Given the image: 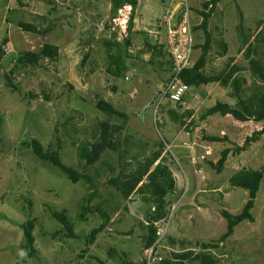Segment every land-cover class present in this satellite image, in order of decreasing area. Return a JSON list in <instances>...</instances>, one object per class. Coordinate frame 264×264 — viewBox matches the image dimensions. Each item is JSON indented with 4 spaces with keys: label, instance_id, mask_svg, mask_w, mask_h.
Wrapping results in <instances>:
<instances>
[{
    "label": "rangeland",
    "instance_id": "obj_1",
    "mask_svg": "<svg viewBox=\"0 0 264 264\" xmlns=\"http://www.w3.org/2000/svg\"><path fill=\"white\" fill-rule=\"evenodd\" d=\"M137 1L132 28L139 30L130 32L131 43L125 47L123 40L128 34L131 10L128 5L113 15L110 0H0V50H3L0 58V213L5 215L0 216V264H99L91 256L105 264H122L118 259L121 256L130 264H138L144 258L149 264H156L155 253L169 257L170 252L180 250L200 251L201 243L216 242L226 230V220L220 211L238 213L247 199V191L230 186L229 177L244 167L264 168V132L244 151L230 152L220 173L208 164L216 161L223 149L233 150L235 143L241 144L253 129L248 124L235 125L230 117L219 114L204 120L199 118L201 108L216 101L234 104L236 98L228 94L229 88L218 83L190 87L186 92L192 96L190 106L184 100L176 108L167 99L161 104L157 101L149 105L160 87H164L170 72L168 55L152 54L151 45L163 43L169 51L166 29L159 22H164L167 10L178 8V0ZM201 1L188 0L193 6V24L201 20L194 10L201 7ZM153 4L156 9L152 8ZM237 4L243 12L245 28L252 34L264 28V0H220L208 20L213 47L205 71L218 72L227 58L233 57L232 63L244 67L239 76L245 77L246 83L240 96L247 97L257 93L262 84L252 77L248 60L238 50ZM20 20L32 22L40 29L50 27V32L43 36L22 30L17 23ZM258 20H261L259 24ZM194 34L195 42L202 43V30H194ZM219 39L228 46L223 57L216 55ZM104 40L117 41L120 47H112V52L125 51L129 56L122 76L107 74ZM45 42L58 46L56 60L43 57L33 67H22L15 62L18 54L37 51ZM259 50L264 47L260 45ZM193 51L191 61L199 56L200 48ZM13 67H16L13 76L16 90L6 86L3 76ZM113 81L117 84L115 91L111 89ZM98 98L112 102L128 115L121 137L132 135L130 151L137 150L133 141L141 142V153L144 147L149 153L160 148V142L165 145L163 162L176 179L174 193L168 198L175 201L166 219L156 223L158 234L164 237L153 252L151 248L142 249L143 230L138 224L140 220L145 221L149 204L143 203L136 193L123 199L106 182L121 171L118 154L126 148L123 139L119 151H106L92 166H85L77 154L80 145L93 140L96 121L107 118L95 108ZM189 107L193 114L185 120H192V124L185 128L171 118L169 111L175 108L179 113ZM110 121L116 123L117 119ZM206 134L225 135L229 141L209 142L203 138ZM33 138L49 150H56L59 142L64 164L95 177L93 184L98 194L90 205L106 201L102 207L109 211L110 221L85 253L82 251L86 247L85 236L101 222L97 213H87L85 219L79 215L82 200L93 188L83 179L72 183L52 164L38 160L31 147L24 144ZM202 145L207 146L206 154L210 155L204 156ZM28 200L32 203L30 214L37 217L34 245L38 259L26 257L19 247L22 231L18 224L30 215L23 211ZM49 207L65 210L75 237L65 236L64 231L56 233L61 225L50 218ZM251 214L253 222H240L217 248L208 249L221 263L264 264V178ZM110 248L115 249L113 258L108 257Z\"/></svg>",
    "mask_w": 264,
    "mask_h": 264
},
{
    "label": "trees",
    "instance_id": "obj_2",
    "mask_svg": "<svg viewBox=\"0 0 264 264\" xmlns=\"http://www.w3.org/2000/svg\"><path fill=\"white\" fill-rule=\"evenodd\" d=\"M219 2L220 0H202L201 9H194L202 18L201 22L194 27V30L201 29L204 35V40L202 43L196 42L192 46L193 48H200L199 56L195 59L193 65L182 68L178 74L179 78H181L186 85H189V88H196L200 85H207L210 83H218L223 88H229L230 91L228 94L236 98V102L234 104L216 101L211 106L202 107V110L200 109L202 112L199 114V118L201 120H204L208 116L219 114L222 117H230L231 121L235 125L242 127L248 124L253 128L251 133L246 135L241 144L235 143L233 150L225 148L220 152V156L216 161H208V164L216 171V173H220L222 171L224 163L230 152L235 153L244 151L253 142L257 141L259 136L264 132V50H259L260 45L264 47V28L263 30H258L255 34H252L249 28H245L243 23L244 15L238 4L236 5L239 18L236 25L239 43L238 50L242 51L243 56L248 60V69L250 70L252 77L258 81L257 83L262 84H259L261 85V89L258 90L257 93H253L247 97L240 96V91L244 83H246V78L239 76V73L243 71L244 67L238 63H232L233 57L227 58L220 71L215 73H207L205 71L208 62L211 59L209 55L213 47V36L207 29L208 20ZM110 3L111 13L113 15H115L124 5H129L131 7L127 21L128 34L123 40L124 46L126 47V45H130L131 43L130 32H132L135 9L138 1L110 0ZM160 21L163 22L162 20ZM260 22L261 20H258L257 24ZM17 23L22 30L32 33L45 36L48 32H50V27L40 29L32 22L20 20ZM104 45L107 46V74L111 77L122 76L123 72L127 69L125 59L129 56L125 54V51L122 54L119 51L116 53L112 52V47H120L117 41L104 40ZM158 45L159 46L151 45L153 49L152 54L161 55L162 53H166L169 57L166 62L169 65V71H171V68L173 67L172 56L170 52L165 49L166 45L164 46L163 43H158ZM218 46L220 48L216 52V55L221 57L225 56L228 50L226 42L219 39ZM162 49L165 50L163 51ZM2 53L3 50H0V58ZM43 57H47L49 60H56L58 58V46L45 42L37 51L28 50L22 54H18L15 62L22 67H33L38 65L40 59ZM86 57L87 54L84 59H86ZM15 70L16 67H13L8 72L3 74L6 80V86L11 87L14 90L18 88L16 83L13 82V76L16 75ZM125 79L129 78L126 76ZM113 85L114 86H111V89L115 91V89H117V84L114 82ZM256 87L260 88V86ZM188 90L189 89L186 91ZM191 99L192 96L187 95L185 92L179 101H174L172 103L175 104L176 108H179L184 100L186 101V104L189 105ZM157 101L158 99L155 100V102ZM95 108L106 114L107 118L96 121V133L93 135V140L80 145L78 147L77 154L80 160L84 161L85 166H92L99 161L103 153L106 151H119L123 139V144L126 145V148L118 154V162L121 164V171L118 175L113 178H109L106 182L111 185L123 199H127L131 194L136 193L140 195V199L143 203L149 204V206H147L148 208L145 221L143 222L140 220L138 221V224L143 230L140 242L142 249L145 250L151 248V251L153 252L156 244L164 237V235L160 236L158 234V226L156 223L166 219L167 213L172 209L173 201H175V198H173L172 201L168 198L169 195L174 193L176 188V179L174 178L168 165L163 162L164 157L162 156V152L163 146L165 145L160 142V148L152 152L149 151V153L148 149L144 147L142 149L145 151L141 153V142L133 141L137 150L130 151L128 148L132 147V142L130 141L132 135L126 134V136L121 137L128 115L117 109L112 102L104 98L97 99L95 102ZM169 114L173 120L179 122L181 126L184 125L185 128H189L188 125L190 126L192 124V120H189L188 122L185 120L193 114V110L190 107L179 113L175 108H173L169 111ZM111 118H116L117 122L112 123L110 121ZM1 121L2 117H0V123ZM260 126L261 128L259 129ZM203 138L209 142L229 141V138L225 135L217 136L206 134ZM24 144L31 147L32 152L38 160L52 164L72 183H76L80 179H83L90 187L93 188L92 193L87 194L82 200L79 215L81 218L85 219L87 213H97L101 218V222L95 228L90 229L85 236L86 247L82 250L83 253H85L87 248L94 243L97 235L102 232L110 221L109 211L102 207V205L106 202L105 200H102L101 203L98 202V204L94 206L90 205L93 197L98 194L97 187L93 184V179H95V177L92 178L64 164L59 153V142L57 143L58 148L56 150L45 149L41 142L36 138H33ZM158 159L159 161L156 162ZM263 178L264 168L244 167L232 174L228 179L230 186L245 189L247 191V199L238 213L233 214L226 209H222L220 211L221 216L226 220V230L219 236L218 240L214 243H201V250L197 252H193L192 250H180L178 252H170L169 257L161 256L158 253H155L157 255L156 258H158L156 264H223L219 258L208 249L217 248L220 243L233 234L234 227L240 222L244 220H248L250 222L254 221L251 209L254 206L256 193L259 190L260 182ZM31 205L32 203L28 200L27 207L23 208L25 214H30L29 209L31 208ZM48 210L50 218L54 219L61 225V228L58 229L56 233L59 234L64 231L65 236L75 237L72 231L73 224L70 222L65 210H54L51 207H49ZM0 216L5 217L2 213H0ZM36 222L37 217L30 214L25 221L18 224L22 231V241L19 244V247L24 255L31 259L39 258L38 250L34 245L36 236L34 234V229L36 227ZM43 231L45 232V230ZM129 233H131V230ZM114 253L115 249L110 248L108 250V257L113 258ZM91 257L95 258L99 264H105L104 261L98 257ZM118 259L122 264H130L122 256ZM138 264H149V261L144 258Z\"/></svg>",
    "mask_w": 264,
    "mask_h": 264
},
{
    "label": "built area",
    "instance_id": "obj_3",
    "mask_svg": "<svg viewBox=\"0 0 264 264\" xmlns=\"http://www.w3.org/2000/svg\"><path fill=\"white\" fill-rule=\"evenodd\" d=\"M177 9H169L165 14L166 39L168 50L173 59L171 76L162 90L158 104L167 99L171 102L179 101L188 86L179 78L178 74L182 68L191 66L190 60L194 38L191 29L190 8L188 0H178ZM179 11V12H178Z\"/></svg>",
    "mask_w": 264,
    "mask_h": 264
},
{
    "label": "clouds",
    "instance_id": "obj_4",
    "mask_svg": "<svg viewBox=\"0 0 264 264\" xmlns=\"http://www.w3.org/2000/svg\"><path fill=\"white\" fill-rule=\"evenodd\" d=\"M189 5V8H190V21H191V29H192V33H193V38H194V43H196L195 42V34H194V27L195 26H197L200 22H201V20H202V18H201V16L200 15H198V13L196 12V15L198 16V17H200L201 18V20H200V22H198V23H196V24H193L192 23V14H193V6H192V4L190 3V4H188ZM129 6V5H128ZM131 8V7H130ZM195 9V8H194ZM199 9H201V7L199 8ZM159 23H161V25H162V28L164 29H166V27H165V18H164V22H159ZM160 29H161V27L160 26H158ZM162 31V30H161ZM164 34H166V31H164ZM194 49V48H193ZM192 52H194V51H192ZM193 63H194V60L192 61V64L191 65H193ZM172 69H173V67L171 68V71L169 72V75H168V80H169V78H170V76H171V73H172ZM167 80V81H168ZM167 83V82H166ZM165 83V84H166ZM165 84H164V86H165ZM188 86V89H189V85H187ZM164 89V87L162 88V87H160V89L158 90V91H160V93H159V95H158V97H157V99H159V97L161 96V94H162V90ZM157 91V92H158ZM185 92H187V91H185ZM165 100V99H164ZM163 101V100H162ZM161 101V102H162ZM169 101V100H168ZM160 102V103H161ZM159 103V104H160Z\"/></svg>",
    "mask_w": 264,
    "mask_h": 264
},
{
    "label": "crops",
    "instance_id": "obj_5",
    "mask_svg": "<svg viewBox=\"0 0 264 264\" xmlns=\"http://www.w3.org/2000/svg\"><path fill=\"white\" fill-rule=\"evenodd\" d=\"M153 6H154V7H152V8H155V9H156V7H155L154 4H153ZM135 21H136V20H135ZM138 30H139V28H136V27H135L134 29L132 28V31H138ZM189 130H190V129H189ZM202 146L205 147V148L203 147V149L205 150V151L203 152L204 156H205V155H210V154H206V152H208V150H206V147H207V146H205V145H202ZM200 147H201V146H200Z\"/></svg>",
    "mask_w": 264,
    "mask_h": 264
},
{
    "label": "water",
    "instance_id": "obj_6",
    "mask_svg": "<svg viewBox=\"0 0 264 264\" xmlns=\"http://www.w3.org/2000/svg\"><path fill=\"white\" fill-rule=\"evenodd\" d=\"M160 91H158L153 98L150 100L149 105L153 104L155 102V100L157 99L158 95H159Z\"/></svg>",
    "mask_w": 264,
    "mask_h": 264
}]
</instances>
